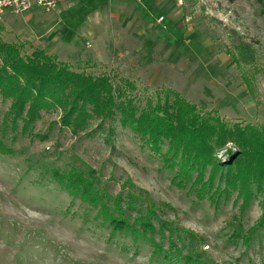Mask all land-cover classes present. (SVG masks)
Listing matches in <instances>:
<instances>
[{
  "label": "rangeland",
  "instance_id": "rangeland-1",
  "mask_svg": "<svg viewBox=\"0 0 264 264\" xmlns=\"http://www.w3.org/2000/svg\"><path fill=\"white\" fill-rule=\"evenodd\" d=\"M113 1L80 0L70 9L28 10L44 19L43 26L29 25L58 30L53 45L58 49L12 31L4 16L0 39L17 46L21 55L41 49L78 71L106 74L113 84L126 87L130 81L135 86L131 94L142 107L157 104L171 88L203 113L218 112L229 126H264V14L256 0H185L182 5L164 0V79L158 80L148 77L136 55L114 50L120 37L117 23H127L129 12L124 7L121 12ZM100 5L104 10L91 14ZM136 9L137 15L151 12ZM89 15L94 24L97 18L104 21L103 29L98 25L93 30L96 39L82 32ZM11 104L0 94V139L6 147L0 151V264H178L164 262V253H156L172 242L182 256L203 264H264V223L258 224L264 191L244 211L242 199L236 203L237 190L216 207L189 187L175 185V171L118 118L103 128L95 121L92 135L75 134L54 123L61 112L51 110L26 133L17 134L12 127L3 133ZM236 151L230 142L217 157L227 161ZM73 171L98 189L102 197L94 205L83 188L74 184L71 192L61 183L60 175L72 177ZM117 217L131 224L141 219L155 231L147 232V239L136 237L133 228L116 229Z\"/></svg>",
  "mask_w": 264,
  "mask_h": 264
},
{
  "label": "trees",
  "instance_id": "trees-1",
  "mask_svg": "<svg viewBox=\"0 0 264 264\" xmlns=\"http://www.w3.org/2000/svg\"><path fill=\"white\" fill-rule=\"evenodd\" d=\"M256 1L264 14V0ZM0 60V94L12 100L3 119L6 126L3 133L8 127L17 134L26 133L44 111L51 110L61 112L60 120L54 123L70 128L75 134L83 131L92 135L97 130L91 129L95 121L98 128H103L107 122L118 118L161 157L166 168L175 171L173 183L189 187L199 199H207L219 207L223 196L229 198L237 190L236 203L242 199L241 210L244 211L264 191V126H229L218 112L203 113L196 104L171 88L157 104L150 101L142 107L131 94L135 86L130 81L126 80V87L113 84L106 74L78 71L41 49L31 56L21 55L17 46L1 39ZM230 142L238 146V151L231 153L227 161L218 159V150ZM2 150L6 147L0 139ZM73 172L72 177L60 175L61 183L71 192H75L74 184L83 188L86 195L93 197L90 200L94 203H90L94 205L98 197H102L98 189L91 185L92 180L82 177L81 172ZM261 204L264 208V201ZM139 220L131 224L126 218L124 221L117 217V224L112 223L119 230L133 228V235L147 239V232L152 231V234L155 230ZM263 223L264 211L258 224ZM156 253L159 256L164 253V262L180 264L184 260L203 264L198 258L182 256L179 246L173 242L169 248L158 249Z\"/></svg>",
  "mask_w": 264,
  "mask_h": 264
},
{
  "label": "crops",
  "instance_id": "crops-1",
  "mask_svg": "<svg viewBox=\"0 0 264 264\" xmlns=\"http://www.w3.org/2000/svg\"><path fill=\"white\" fill-rule=\"evenodd\" d=\"M74 1L80 0H59L57 9H70ZM107 1L109 3L110 0ZM102 2H105V0H102ZM113 2L119 4L121 12L124 10V8L129 12L127 23L123 19L122 22L118 21L119 23H117L118 25L116 28L120 37L118 40L119 45L117 44L114 50L119 53L127 52L131 53L132 55H136L142 63V68L148 72V77L153 75L155 78H157V80L164 79V19L161 22L158 20L161 16L164 17V0H114ZM138 6L147 8L151 12L148 13L145 10L144 16L137 15L138 13L136 8ZM96 7L97 6L93 8L91 14L94 12L98 13L100 9L104 10L103 5L102 7L101 5L100 7L98 6L97 9ZM152 12L155 14L158 12L160 13L156 16ZM35 14L36 13L34 12L27 11L26 13H22L20 17L15 18L13 16L14 13L9 10L4 15L6 26L12 31L16 29L20 30V32L26 33L30 36V40L36 44L49 45L50 49H58V44L57 46H53L58 42H56V34L58 30H56V28L52 29L53 26L45 29H41L40 27L38 29L39 25L43 23L44 19ZM155 16L157 18L156 21L153 20ZM87 19L92 21H90L89 24L88 20H86V27L84 29L85 31L83 30L82 32L85 35H91L90 37L96 39V34L93 32V30L98 25H102V28L99 29H103L104 21L97 18L96 24H94V18L90 19V15L87 17ZM31 21H34L39 25L32 27V25H29V22ZM126 26L128 28L127 30H124L126 29ZM20 32L18 34H20Z\"/></svg>",
  "mask_w": 264,
  "mask_h": 264
},
{
  "label": "built area",
  "instance_id": "built-area-1",
  "mask_svg": "<svg viewBox=\"0 0 264 264\" xmlns=\"http://www.w3.org/2000/svg\"><path fill=\"white\" fill-rule=\"evenodd\" d=\"M179 4H184L185 0H178ZM59 0H0V19L9 11L24 12L31 10L34 7H40L46 11L56 10ZM164 19L161 16L158 20L161 22Z\"/></svg>",
  "mask_w": 264,
  "mask_h": 264
}]
</instances>
